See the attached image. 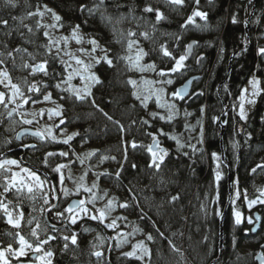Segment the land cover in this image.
Masks as SVG:
<instances>
[{
    "label": "trees",
    "instance_id": "16d2710c",
    "mask_svg": "<svg viewBox=\"0 0 264 264\" xmlns=\"http://www.w3.org/2000/svg\"><path fill=\"white\" fill-rule=\"evenodd\" d=\"M43 3H48L59 12L61 18L59 22L65 31L80 25V29L86 35L95 38L108 49L112 60L111 66L104 61L97 64L99 83H96L91 95L85 100L74 101L64 91L62 93L53 91V94L62 98L67 106L64 115L73 119L75 125L90 138V141L99 142L104 147L111 146L117 153L116 160L109 164L106 181L126 193L129 197V207L132 208L130 211L132 217L161 241V247L158 245L161 252L157 244L152 247L157 258H161L159 262L166 263L169 253L163 245L164 238L157 235L156 224L162 228L183 229L189 232L192 236L191 243L198 249L199 254L196 259L191 257L192 263L197 264L199 260L203 261L202 259L206 258L208 264L218 252L219 216L211 213L205 219L201 218L196 214L197 206L194 203L196 197L201 196L210 184L211 168L207 158L203 150L198 151V148L175 149L177 146L167 133L179 127L182 119L178 118L171 122L159 121L143 107L133 94V84L129 83L136 77V70L125 58L135 59L136 51L142 49L146 55L141 61L153 62L170 69L174 58L184 54L188 41L195 40L192 52L184 62L185 67L182 69L184 73L177 76L174 83L177 87L189 75L196 73L199 78L192 86L198 83L195 88H198V92L192 97H188V93L184 100L176 99L177 108L180 111L191 108L194 120L196 116L202 115L201 105L204 104V139L200 144L198 139H194L192 144H203L209 155L213 152L220 153L219 131L221 123H224L222 134L224 160L228 161L234 176V172L241 171L245 163L247 166L249 147L253 144H264L262 120L264 89L245 120L229 111L232 100L237 97L247 78L253 73L263 74V70L258 67L260 58L255 33L261 31L256 18L264 8V0H256L249 20L248 39L245 33V19L251 9L250 0H199V5L196 4V0H184L181 5H174L170 0H103V3L101 0H13L15 6L6 3V0H0V59L7 60L8 65H11L12 61L21 63L27 60V56L34 60L38 58L48 60V75L38 73L37 78L33 76L27 78V83L32 84L35 79V83L50 87L60 76L62 65L54 56L44 54L41 31L36 30L31 22L30 26L26 19L28 12ZM81 5L86 6L84 11H81ZM146 7H151L153 11L146 12L144 10ZM88 9H91V12ZM157 10L163 16L160 21L156 20ZM196 10L205 12L206 19L193 17L189 22L188 17ZM5 20L6 25L3 23ZM129 33L134 35L129 36ZM129 40L135 41L131 49L128 48ZM164 49H167L171 56H164ZM229 57L230 66L227 69ZM224 106H228V112L219 117L220 123L219 120L214 121L215 116H221ZM143 121L148 123L145 124ZM154 133L159 146H163L167 153L159 162V168L146 165L140 153L130 148L131 143L130 150L122 162V140L127 144L134 137H139L143 141L140 147L145 152L146 142L151 138V141L153 140ZM4 141L0 127V144ZM233 142L236 145H233ZM66 148L62 147L64 151ZM39 152L33 154L32 162L41 166L55 180V173L51 171L50 165L43 164L44 149H39ZM53 162L57 163L60 160ZM223 170L225 175L217 184V198L221 209L227 195V170L224 163ZM0 195L10 196L9 193L1 192ZM172 197L176 199L173 200ZM22 208L24 218L19 229L6 224L0 217V241L11 242L16 232L28 234L30 227L25 224L27 207L22 204ZM257 210L261 218L264 215V205L257 207ZM41 218L48 229V234L55 237L44 245V249H51L53 252L52 264H144L133 258L118 257L110 251L106 256L105 252L95 250V237L82 234V225L78 232L72 230L77 236L76 244H72L70 240L65 241L64 236L57 233V229L70 227L65 224L67 223L65 218H57L54 215V210L48 211L46 219L42 212ZM79 224L73 228H78ZM85 225L91 226L101 235L106 231L102 226L92 222L86 221L83 226ZM232 226L229 205L222 218L223 248L213 263L257 264L253 258L248 260L239 255L237 248L244 237V232L242 226H236L234 229ZM258 231L255 233L256 244L261 245L264 236L258 234ZM106 232L109 235V231ZM46 234L41 238H45ZM65 243L68 244L67 248L64 247ZM96 252H100L101 255L97 257Z\"/></svg>",
    "mask_w": 264,
    "mask_h": 264
},
{
    "label": "rangeland",
    "instance_id": "374dc122",
    "mask_svg": "<svg viewBox=\"0 0 264 264\" xmlns=\"http://www.w3.org/2000/svg\"><path fill=\"white\" fill-rule=\"evenodd\" d=\"M49 9L51 11H49ZM29 13H33V15H29ZM53 13L58 15L60 17L59 12L49 5L48 3L40 4L35 8V10L30 11L26 15V19H28L29 25L30 22L33 23L36 30L41 31L43 35L44 40V49L43 52L46 55L54 56L59 62L61 60L66 61L67 64L71 65V67L68 68V71L65 72V65L61 62V72H59V77L52 86L47 87L44 85H39L35 83V79L33 80V83L28 84L27 78L33 76V78H37L38 73H44L41 71H33L32 66L33 65H39L41 63H44L47 61L46 68H48V60L46 59H32L30 56H27V60L21 61V63H14L11 62V65L7 64V60L0 59V72L6 71L8 73V77L11 80V84H15L19 86L21 91L24 93L23 97L16 96L12 97V88L9 84L8 80L3 79L0 77V80H3L2 83H0V92L5 93V103H0V125L2 127V133L4 135V142L0 144V146H5L6 143L11 141L14 138L15 131L18 127L25 125L23 123V120L28 119L32 120L33 122L28 125L35 126L39 131H41L44 134L43 141L39 142V147L44 149V157L45 154L48 152H54L57 153L56 156H52L48 158V165H50V169L52 171L53 168H55L58 164H64L66 165L65 168L61 170L63 176H64V183L63 185L59 182V176L60 174L55 173V180L56 183V204L54 210V215L56 212H64V209L67 208V203L70 198L72 197H78L80 199L88 200L91 198L92 193H95L97 196H102L103 199H97L94 204H86L85 206L91 209L93 212H95L96 209L103 208L105 204L109 200H113L116 204V207L112 211V213L105 219L104 224H101L98 220H92L88 216H85L81 214L77 218V223H82L81 226V233L85 235H91L94 236L96 241L94 248L95 250H100L101 253L105 252L107 247L109 245L108 239L106 236L101 235L98 233L94 228L91 226L85 225L83 226L84 222H92L94 224L100 225L105 230L109 231L110 238L112 239V247L110 248V252H113L116 256L121 258H133L136 259L144 264H162V262H159L161 259L160 257L157 258V256L153 253L152 247L159 245L161 247V241L156 239L154 235H152L148 230L144 229L142 225L140 224L137 219L133 218L131 215V209L129 207V197L126 196V193L120 188L114 186L112 183L106 181L107 174H109V164L111 162H114L116 160V155L111 149V146L104 147L103 144H100L96 141H90V138L87 137V135L82 133L78 126L75 125L74 120L71 118L66 117L65 109L67 106L65 105V102L62 98L56 96L53 94V91L57 92H63V89H67L69 87V84L72 87L75 88H83L86 84H90V91L92 92V88L96 85V83H91L89 81H82L79 76H75L70 82L68 83H62V80L67 79L68 72H71L73 68H80L83 71V67L86 64H91L92 67L88 69L86 72H84L85 75H92L95 74L97 76L96 66L98 63H96V59L101 58L105 55V51L107 50V55L109 57L108 49L103 46L99 41H97L93 37H89L86 35V33L82 29H78L77 31V38L79 39V42H77V38H73L72 36V30L65 31L62 26L60 25V22L54 19ZM256 21L259 23V26L261 28V31L258 33H255V43L257 45V49L259 52V64L258 67L261 68V70L264 69V54L260 53V49L264 48V8L260 14H257ZM28 25V26H29ZM31 26V25H30ZM47 33V35H45ZM95 39L98 42L99 47H97L95 52H91L92 45L89 43L90 40ZM198 47V44H197ZM196 48V46H195ZM81 49H84L85 51L82 52ZM138 51H136L137 53ZM1 54V51H0ZM6 56V55H5ZM7 57V56H6ZM76 59H80L83 64L76 65ZM110 59V57H109ZM135 59H133L134 61ZM103 61V60H101ZM175 61H173V64ZM147 64H154L155 65V71L153 70H144L140 71L138 67H134L136 70V77L134 78V81H136L135 84H133V94L136 93L139 95V101L143 105V107L147 108V110L151 113H155L156 117L159 119V121L164 122H171L178 118H181L182 121L180 122L179 127H175L174 131H170L167 133V136L175 137L176 139H173L176 150L185 149V148H198L197 150H203L204 156L207 158V162L209 163V167L211 168V180L210 184L205 189L203 194L201 196L196 197L195 204L197 206L196 214L199 215L201 218H206L208 215H211V213H214L216 216L220 215L221 213V205L219 202V199L217 198V184L218 181L216 180V172L219 171L221 174V178L225 175L223 170V163L221 162V156L219 152H215L217 156L219 157V160H214L212 154H208L205 151V148L203 147L202 143L204 139V122H205V114L204 111L202 112V115L195 117L193 119V111L191 108H185L181 111L177 108V102L176 99L171 96V93L176 90V84L174 83L177 76L182 75L184 72L181 70L179 73H169L165 77H160L157 75V73L163 69L167 71V67H160L156 63L153 62H143L139 61V65H147ZM171 65V67L173 66ZM252 78H256L260 81V88L264 89V74L257 75L255 73L251 74L245 83L240 88V91L237 95V97L232 100L231 105L229 107V111L236 114L238 117L239 112V103L238 97L240 95L241 89H248V95L246 96L245 101V112L246 114L251 110L254 104L247 103V99H253L251 97V86L249 85V80ZM171 79L173 81L172 84L163 83L161 81ZM144 81H152V84H145ZM206 82V81H205ZM61 84L60 88L55 87L57 84ZM175 84V85H174ZM35 85L36 89H39V91H36L35 89L33 91H29V87ZM198 86V83H195L192 86L191 91L188 94V97H192L195 92H198V88L195 89ZM163 89V92L160 93L162 100H166L169 103H174L176 105L175 108V115L172 120H168V109L164 107H159L157 105L156 101V95L153 94L156 90ZM65 94H68L70 98H72L74 101H80L75 98V95L73 93H70L68 91H64ZM262 92V91H261ZM51 93V99L48 101H44L43 97L44 95ZM137 95H135L137 97ZM145 96H148L149 98L145 100ZM258 97V96H257ZM257 97H255V102L257 100ZM25 99H28V102L25 103ZM11 100V102H9ZM32 100H37V103H32ZM70 100L68 99V102ZM20 103L21 107L17 109L16 115L6 116V112L11 106L16 107V105ZM5 104L7 106H5ZM204 109V104L201 105ZM61 110V116H55L53 115L51 118L48 116V110H54L57 109ZM41 109L44 110L43 113H41ZM38 113V115L34 118L31 113ZM228 112V106L224 108V110L221 111V116H215L214 121L218 120L219 117H223ZM185 113H189V115H186ZM163 116L165 119H160V117ZM61 117H64V124H60V120L63 119ZM262 120L264 121V112L262 115ZM221 121V120H220ZM56 125H59L57 128ZM176 126V124H175ZM51 128L52 129V135L56 137V141H53L50 136H48L47 130ZM161 133V131H159ZM73 133H76L77 135H74L72 140L69 141V144L65 145L62 143L64 139H66L69 135H72ZM155 136V133L152 134ZM152 139V138H151ZM150 140L146 142L145 145V152L140 147V144H143V141L139 139V137H134L132 140L128 141V145L125 143V140L121 141V151H122V162L125 160L124 158L127 156L129 152V147L131 143V149L136 150L138 154L144 158L146 161V165L149 164V166H152V154L148 150ZM171 139V138H170ZM177 139L179 140V143L183 145V147H179L177 144ZM194 139H198L199 144L194 145L192 144V141ZM73 141V143H72ZM132 142H136L137 147H132ZM70 145V146H69ZM233 145H236L235 142H233ZM67 147L64 151L62 147ZM67 152V156H60L58 153L60 152ZM87 153H93L91 156H87ZM214 153V152H213ZM106 157V158H105ZM9 160H14L11 158H6ZM59 159L60 162H53L54 160ZM3 160V159H2ZM81 160H83V163H81ZM17 161V160H16ZM18 162V161H17ZM159 160L157 163L159 164ZM51 163V164H50ZM44 164V161H43ZM19 166L16 165H6L5 168L8 169V171L5 173L4 176H0V192L2 194H5L4 187L7 186L8 180L11 179V173L12 172H19L20 168L25 167L21 165L18 162ZM261 166V167H258ZM155 167V166H154ZM156 168V167H155ZM244 168V169H243ZM241 168V171L237 170L234 172L233 176V190L231 195V201H230V214L232 218V227L233 229L236 226H242V231L244 232V237L241 238V242L237 248L238 253L241 257H245L246 259L253 258V255L261 248H263L262 243L257 245L256 244V234H252L250 232V227L253 225L255 218L253 216L254 210H257V207H261L264 205V203H261L262 200H264V196L261 195V192H264V144H253L249 147V162L244 164V167ZM30 169V168H29ZM32 170H35L41 178H44L38 170H36V167H32ZM253 169H255V172H253ZM44 170V169H43ZM53 172V171H52ZM5 176H7L8 180L5 179ZM84 177L83 181H81V177ZM97 185L95 188H92L93 183ZM83 183L84 186L91 189V193L85 192L83 188H80L79 191L77 190V186ZM246 184L247 186H245ZM49 189H52L49 183H47L44 186L43 191L48 192ZM64 190H67L69 192V195H64ZM10 196L3 197L0 195V203H3L7 205L8 211L13 213V216H18L21 212H23L22 204H25L27 207V219L25 220V224L29 225L30 230L28 234H22L30 243H34L36 240V237H33L31 235V231L36 228L37 223L41 225V228H45L44 220L41 218L42 215V208L48 207L51 205L54 201L53 198H49V204H44V199L38 194L36 200H32L28 198V193L25 190L21 194H16V190L10 189L8 192ZM105 193H107L105 195ZM13 199H11V198ZM257 201L253 205H249L250 201ZM121 202H125L128 204L127 208H120L119 204ZM139 203V202H138ZM258 211V210H257ZM239 212L241 215V223L236 224L235 223V216L234 213ZM24 214V213H23ZM69 214L64 213L63 218H65L66 222L69 223L72 227H75L76 224H71L68 219ZM0 217L3 221L7 223V216L4 213V210L0 208ZM117 217H123L122 219H116ZM251 217L253 220L252 224L248 223V218ZM116 219V225L114 228L109 229L105 227V224L111 223L112 220ZM32 220V223L29 224L28 221ZM260 226L258 234L264 236V215L260 218ZM22 222V220H21ZM11 226V225H10ZM47 228V227H46ZM157 235L159 238H164L163 245L165 246V250L168 251V260L164 264H193L192 258L195 259L199 257V254L197 253V248L191 243V235L189 232L180 229H169V228H162L155 225ZM70 229V228H69ZM66 227L58 228L57 233L61 234L62 236H68L69 238L73 234L72 229L69 230ZM38 231V236L40 240H50L49 237H53L52 234H48V229L46 231ZM47 233V234H46ZM46 234L45 238H41L42 235ZM151 234L153 239L149 240L148 235ZM18 239L19 237H15L11 242H2L0 241V250H3L4 248H7L8 244H12L13 248H18ZM70 240V239H69ZM71 241V240H70ZM121 241H126L125 243H120ZM140 242H143V245L147 247L148 253L142 254L139 249H135L134 255L127 256L125 253L133 252L134 245L139 244ZM117 244L120 246L117 247ZM157 247L158 250L161 252V248ZM210 252H211V247ZM44 251H52L44 249ZM159 252V253H160ZM209 252V251H208ZM208 253V255L210 254ZM26 255L22 257H15L13 254L5 252V257L9 264H40L38 260H36V255H43V251L41 253H32L31 250H26ZM53 253V252H52ZM33 254L35 256H33ZM207 255V253H206ZM205 255V257H206ZM196 256V257H195ZM26 259H23V258ZM142 257V258H141ZM53 259V256L51 257V261ZM254 259V258H253ZM203 261L199 260V264H206V258L202 259ZM162 261V260H161ZM205 261V262H204ZM211 261V260H210ZM208 262V264L210 263ZM256 262V261H255ZM197 263V264H198ZM211 264H214L213 262Z\"/></svg>",
    "mask_w": 264,
    "mask_h": 264
},
{
    "label": "snow or ice",
    "instance_id": "6c2138e0",
    "mask_svg": "<svg viewBox=\"0 0 264 264\" xmlns=\"http://www.w3.org/2000/svg\"><path fill=\"white\" fill-rule=\"evenodd\" d=\"M170 2L174 5H181L183 4L184 0H170ZM6 3L8 4H12L13 6H15L13 4V0H6ZM101 3H103V0H101ZM196 4L199 5V0H196ZM86 9L85 5H81V11H84ZM146 12H152L153 9L151 7H146L144 9ZM49 11H51L49 9ZM89 12H91V9H88ZM29 15H33V13H29ZM54 19L59 21L61 18L56 15L55 13H53ZM207 14L205 12L196 10L193 11L192 15H190L188 17V21H192L193 17H200L201 19H206ZM163 19L162 14L157 10L156 11V20L160 21ZM235 22V19L234 21ZM3 23L6 25L7 21H3ZM80 28V25H76L73 30H72V36L73 38H77V31ZM45 35H47V33H45ZM134 35L133 33H129V36ZM145 37L147 36V34H144ZM77 42H79V39L77 38ZM89 43L92 45L91 48V52H95L97 47H99L98 42L95 39H92L89 41ZM135 43V41L129 40L128 42V48L131 49L133 44ZM192 45H188L187 49L185 51L184 54L180 55L179 58H174L175 59V63L173 64V66L168 69L167 71L161 69L157 75L160 77H165L167 76L169 73H179L181 72V70L185 67V60L188 58L189 52L191 50ZM82 52H84V49H81ZM105 51V55L101 58L96 59V63H100L101 60H103L104 62H106L109 66L112 65V60L109 59L108 55H107V50ZM260 53L264 54V48L260 49ZM163 54L164 56H171V53L167 50L164 49L163 50ZM146 55V53L143 52L142 49L138 50L137 55L135 56V60L133 61L132 57H126L125 59H128L133 67H138L140 71H144V70H153L155 71V65L154 64H147V65H139V61L143 58V56ZM62 64L65 65V69L64 71L67 72L68 68L71 67V65L67 64L66 61L61 60L60 61ZM76 65H81L83 64V62L80 59H76ZM46 64L47 61H45L44 63H41L37 66H35L33 68V71H41L44 72L45 75H48V71L46 68ZM92 67L91 64H86L83 67V71L80 68H73L71 72H68L67 75V79L66 80H62V83H68L70 82L75 76H79L80 79L82 81H89L91 83H99V79L98 77L95 76V74L92 75H85L84 72H86L88 69H90ZM0 77H2L5 80H8L9 84L11 85L12 88V97H16V96H20L23 97L24 93L21 91V89L19 88V86L15 85V84H11V80L8 77V73L6 71L4 72H0ZM3 80H0V83H2ZM163 83H167V84H172L173 81L171 79H167L164 81H161ZM129 83L135 84L136 81L134 80H130ZM145 84H152V81H144ZM249 85L251 86V97H253V99H247V103L249 104H254L255 103V97L259 96L261 94L262 89L260 88V81L256 78H252L249 80ZM55 87L60 88L61 84H57L55 85ZM39 91V89L35 88V85L29 87V91H33V90ZM64 91H68L70 93H73L75 95V98L77 100L83 101L85 100L86 97L91 95V91H90V84H86L85 87L83 88H75L72 87L69 84V87L67 89H63ZM185 91H186V85L176 89L174 92L171 93V96L175 99H179V100H184L185 99ZM163 92V89H159L156 90L153 94L156 95V101H157V105L159 107H164L168 109V117L167 119L170 121L174 118L175 115V108L176 105L174 103H169L166 100H162L160 93ZM202 95V93H200ZM134 95H137L136 93H134ZM248 95V89H241L240 95L238 97V100L240 101L239 103V118L241 120H245L247 118V114L245 112V101H246V96ZM139 95H137V99H139ZM149 97L145 96V100H147ZM44 101H48L51 99V93H48L46 95H44L43 97ZM9 102H11V100H9ZM25 103L28 102V99H25L24 101ZM32 103H37V100H32ZM0 103H5V93L0 92ZM94 103V101H93ZM5 106H7L5 104ZM21 105L17 104L15 108H12L11 110H9L8 115L11 117L13 113L17 112V109L20 108ZM204 109L201 108V112H203ZM44 110L41 109V113H43ZM61 110L59 109V107L57 109L54 110H48V116L49 118H51L53 115L55 116H61ZM186 115H189V113H185ZM31 115L35 118L38 113H31ZM105 115L107 116V114L105 113ZM153 116H155L156 114L153 113ZM108 119H111V117H108ZM160 119H165V117L161 116ZM33 121L32 120H28L25 119L23 120V123L25 124H31ZM143 123H148L147 121H143ZM60 124H64V120L61 119L60 120ZM56 127L58 128L59 125H56ZM48 132V136L51 137V139L53 141H56V137L54 135H52V129L49 128L47 130ZM33 136H36L37 138L43 140L44 139V135L42 132L40 131H36L31 133ZM161 134H163V132L161 131ZM77 135L76 133H73L72 135H69L66 139H64L62 141V143H64L65 145L69 144V141L72 140L73 136ZM173 139H176L175 137H170ZM177 144L179 147H183V145H181L179 143V140L177 139ZM25 147H35V145H25ZM132 147L135 148L137 147V145L135 143L132 144ZM148 150L151 152L152 154V166H155L157 168H159V164L157 163V161H162L164 156L167 155L165 149L161 148L159 146V142L157 141L156 137L153 136V143L152 145L149 146ZM57 153L54 152H48L45 154V158H44V164L45 166L48 165V158L52 157V156H56ZM58 155L60 156H67L68 153L67 152H60L58 153ZM87 156H91L93 155V153H87ZM213 159L214 160H219V157L217 156V154L214 152L212 153ZM106 158V157H105ZM81 163H83V160H81ZM6 165H18V162L16 160H9V159H3L0 160V176H4L5 173L8 171V169L5 168ZM66 165L64 164H58L55 168L52 169L53 172L60 174L59 176V182L61 185H63L64 183V176L61 172V170L63 168H65ZM133 167H135V165H133ZM261 167V166H258ZM253 172H255V169H253ZM117 175H119V173H117ZM221 178V174L219 171L216 172V180L218 181ZM5 179L8 180L7 176H5ZM81 181H83L84 177L82 176ZM48 183L47 181V177L41 178V176L32 169H29L27 167H22L20 168L19 172H12L11 173V179L8 180L7 186L4 187V192L8 193L10 191V189H15L16 190V194H21L23 193L25 190L27 191L28 198L32 199V200H36L37 199V195L39 194L43 199H44V204L48 205L49 204V198H50V194H51V198H56L55 197V189H49L48 192H44V186ZM97 185L95 184V182L92 185V188H95ZM80 188H83V190L85 192H89L91 193V189L84 186L83 183H81L80 185L77 186V190L79 191ZM107 193H105L106 195ZM64 195L67 196L69 195V192L67 190H64ZM261 195L264 196V192H261ZM97 199H103L102 196H97L95 193H92L91 198L88 199L87 201L84 199H76L73 200L67 208L64 209V212H56L55 216L57 218L63 217L64 213H68V219L70 221L71 224H76L77 223V218L79 216H81V214L88 216L90 219L92 220H98L101 224H104L105 219L112 213V211L114 210V208L116 207V204L113 200H109L107 202V204H105V206L103 208L100 209H96L95 212H93L91 209H89L88 207H86V204H94L95 201ZM173 200L176 199V197H172ZM257 201L253 200L249 202V205H253L255 204ZM261 203H264V200L261 201ZM55 205H52L51 208L48 209V211H51L55 208ZM120 208H127L128 204L127 203H123L119 205ZM0 208H2L4 210L5 215L7 216V223H9L13 228H17L19 229L21 227V220H23L24 218V214L23 212H21L18 216H13V213L8 211V207L7 205L0 203ZM42 211H44V209L42 208ZM235 216V223L236 224H240L241 223V215L239 212H235L234 213ZM123 217H117L116 219H122ZM143 218V217H142ZM116 219L112 220L111 223L105 224V227L112 229L114 228V226L116 225ZM29 224L32 223V220L28 221ZM248 223L252 224L253 220L251 217L248 218ZM54 227V226H53ZM37 229H39L40 231H46L47 228H41V225L39 223H37L36 228L33 229L31 231V235L33 237H36V240L34 243H30L23 235H21L19 232H16L14 234V238L15 237H19L18 239V244L19 247L18 248H13L12 244H8L7 248H4L3 250H0V264H9V262L7 261L6 257H5V252L11 253L13 254L15 257L19 258L22 256H25L26 250H31L32 253L36 254V253H41L43 251V255H36V260H38L40 262V264H52L51 261V257L53 256L52 251H44V245H46L48 243V240H40L39 236H38V231ZM55 237H49V239H54ZM63 239L65 241H68L69 239L71 240L72 244H76L77 243V236L75 233H73L71 235V237L69 238L68 236H64ZM148 239L151 240L153 239L152 235L149 234L148 235ZM126 241H121L120 243H125ZM120 245L117 244V247H119ZM65 248L68 247V244L65 243L64 245ZM264 247V246H262ZM134 251L133 252H129V253H125V255L127 256H132L134 255L135 249H139L140 252L142 254H147L148 253V249L147 247H145L143 245V242H140L137 245L133 246ZM95 255L97 257H99L101 255L100 252H96ZM142 258V257H141Z\"/></svg>",
    "mask_w": 264,
    "mask_h": 264
},
{
    "label": "water",
    "instance_id": "95a60500",
    "mask_svg": "<svg viewBox=\"0 0 264 264\" xmlns=\"http://www.w3.org/2000/svg\"><path fill=\"white\" fill-rule=\"evenodd\" d=\"M250 1H251V9H250V11H249V13H248V15H247V17L245 19V33H246V38L247 39L249 37V34H248L249 20H250V16L253 13L254 6H255V3H256V0H250ZM194 44H195V40L194 39L189 40L188 43L186 44L184 53H185L186 50H188L187 46L188 45H192L188 57L190 56V54L192 52ZM233 54H234V52L231 53V55H233ZM230 59L231 58L229 57V63H228V68L227 69H229V66H230ZM263 74H264V69H263ZM198 78H199L198 74H196V73L191 74L187 78H185L180 84H178L176 89H179V88H181V87L186 85L185 95H187L189 93L190 89H191V86H192L193 82L196 79H198ZM224 107H226V106H224ZM218 120H219V123H220V119H218ZM36 131H39V130H37V129L33 128V127H29V126L25 127V128H21V129H19L17 131L16 137L19 138L21 135H23L25 133H30L31 134V133L36 132ZM223 131H224V123H221L220 131H219V147H220L221 161L225 164L226 170H227V172H226L227 195H226V198H225V203H224V205L222 207V210H221V213L219 215V229H218V243H217L218 252H217V256L214 257L210 261L209 264H211L214 260H216V258L219 257V255H220V253L222 251V248H223V244H222V240H223L222 218H223L227 208L230 205L232 189H233V176H232V173H231V170H230V167H229V163H228V161L224 160V152H223V148H222V134H223ZM152 143H153V140L151 141L150 145H152ZM160 147L164 149L163 146H160ZM2 154H4V153H2ZM36 170H40V169L36 168ZM41 171L43 172L44 177H47V181H48L49 185L51 186V188L56 190L55 182H54L53 178L51 177V175L46 170H41ZM56 193H57V191L55 192V196H56ZM76 199H80V198H78V197L70 198L68 203H67V207L73 200H76ZM123 203H125V202H121L120 204H123ZM55 204H56V198H54V201H53V203L51 205H49L48 207H46L44 209L43 214H44V218L45 219H46V215L48 213V209L51 208V206L55 205ZM254 218H255V221H254L253 225L250 227V232L252 234L257 233L259 225H260V221H261L260 220V215L258 214L257 210H255V212H254ZM82 223L83 222H81L79 224L78 228H73L69 223H65V224L68 227H70L74 232H78L80 226L82 225ZM104 235L106 236V238L108 239V242H109L108 248L106 250V256H107V254L110 251V248L112 247V242H111V239H110V237H109V235H108V233L106 231L104 232ZM262 245L264 246V242L262 243ZM33 256H35V255L33 254ZM253 258H254V260L256 261L257 264H264V254L262 253V250L257 251L253 255Z\"/></svg>",
    "mask_w": 264,
    "mask_h": 264
},
{
    "label": "flooded vegetation",
    "instance_id": "af4514ba",
    "mask_svg": "<svg viewBox=\"0 0 264 264\" xmlns=\"http://www.w3.org/2000/svg\"><path fill=\"white\" fill-rule=\"evenodd\" d=\"M18 104L21 105L20 103H18ZM12 108H15V107L11 106L8 109V111L6 112V116H9L8 115L9 110H11ZM16 113L17 112L13 113L12 115H16ZM61 118H63V120H64V117H61ZM28 126L37 129L35 126L28 125V124H25V125L18 127L15 131L14 138L11 141H9L8 143H6L5 146H2V147L0 146V160L6 159V158H11V159L17 160L21 165H23L27 168H30V169L32 167L39 168L40 170H38V172L44 177L43 172L41 171V170H43V168L39 165H35L32 162L33 154L40 153L39 149H42V148L39 147L38 143L43 141V140L37 138L36 136H33L30 133H25V134L21 135L19 138L16 137L17 131L19 129L25 128ZM0 127H1V125H0ZM25 145H35V147L34 148L33 147H25ZM2 153H4V154H2ZM44 158L45 157H44V152H43V159ZM254 212H255V210H254ZM254 212H253V216H254ZM259 250H262V253L264 254V247L259 249Z\"/></svg>",
    "mask_w": 264,
    "mask_h": 264
}]
</instances>
